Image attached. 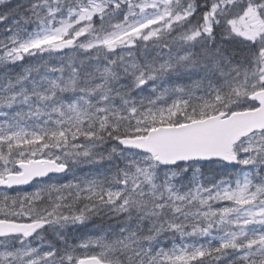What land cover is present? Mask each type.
<instances>
[{"label":"snow or ice","instance_id":"obj_1","mask_svg":"<svg viewBox=\"0 0 264 264\" xmlns=\"http://www.w3.org/2000/svg\"><path fill=\"white\" fill-rule=\"evenodd\" d=\"M0 264H264V0H0Z\"/></svg>","mask_w":264,"mask_h":264}]
</instances>
